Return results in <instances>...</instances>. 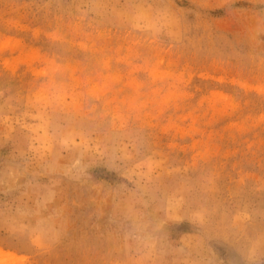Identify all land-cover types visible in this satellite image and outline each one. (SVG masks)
<instances>
[{
	"label": "rangeland",
	"instance_id": "374dc122",
	"mask_svg": "<svg viewBox=\"0 0 264 264\" xmlns=\"http://www.w3.org/2000/svg\"><path fill=\"white\" fill-rule=\"evenodd\" d=\"M0 264H264V0H0Z\"/></svg>",
	"mask_w": 264,
	"mask_h": 264
}]
</instances>
